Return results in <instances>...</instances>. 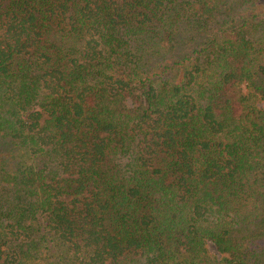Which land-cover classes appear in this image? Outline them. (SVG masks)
Segmentation results:
<instances>
[{
    "label": "trees",
    "instance_id": "1",
    "mask_svg": "<svg viewBox=\"0 0 264 264\" xmlns=\"http://www.w3.org/2000/svg\"><path fill=\"white\" fill-rule=\"evenodd\" d=\"M263 102L264 0H0V264H264Z\"/></svg>",
    "mask_w": 264,
    "mask_h": 264
},
{
    "label": "rangeland",
    "instance_id": "2",
    "mask_svg": "<svg viewBox=\"0 0 264 264\" xmlns=\"http://www.w3.org/2000/svg\"><path fill=\"white\" fill-rule=\"evenodd\" d=\"M129 103L132 104L131 100H130ZM263 103H264V102H263ZM211 249H212L213 251H215V247H214L213 245H211Z\"/></svg>",
    "mask_w": 264,
    "mask_h": 264
}]
</instances>
